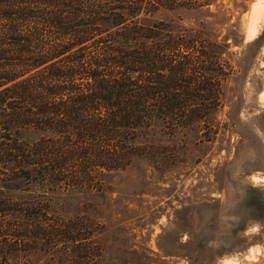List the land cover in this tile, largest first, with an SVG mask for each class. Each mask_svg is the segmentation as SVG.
<instances>
[{
  "label": "trees",
  "instance_id": "trees-1",
  "mask_svg": "<svg viewBox=\"0 0 264 264\" xmlns=\"http://www.w3.org/2000/svg\"><path fill=\"white\" fill-rule=\"evenodd\" d=\"M210 3L0 0V264L59 244L85 261L82 224L49 218L52 199L103 193L109 175L159 152V123L215 137L230 45L211 21L156 17Z\"/></svg>",
  "mask_w": 264,
  "mask_h": 264
},
{
  "label": "rangeland",
  "instance_id": "rangeland-1",
  "mask_svg": "<svg viewBox=\"0 0 264 264\" xmlns=\"http://www.w3.org/2000/svg\"><path fill=\"white\" fill-rule=\"evenodd\" d=\"M156 17L189 27L208 20L227 39L233 71L223 83L217 134L172 136L159 123L151 137L159 152L109 175L103 193L83 188L52 199L49 218L82 224L85 261L59 244L12 263L264 264V1L211 0ZM34 192L8 193L22 199Z\"/></svg>",
  "mask_w": 264,
  "mask_h": 264
},
{
  "label": "bare ground",
  "instance_id": "bare-ground-1",
  "mask_svg": "<svg viewBox=\"0 0 264 264\" xmlns=\"http://www.w3.org/2000/svg\"><path fill=\"white\" fill-rule=\"evenodd\" d=\"M259 2H262V1H264V0H258Z\"/></svg>",
  "mask_w": 264,
  "mask_h": 264
}]
</instances>
